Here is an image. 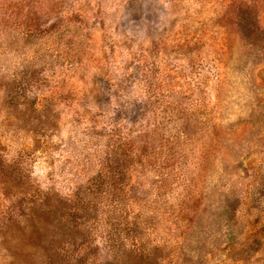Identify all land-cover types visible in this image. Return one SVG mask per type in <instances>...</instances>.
Returning <instances> with one entry per match:
<instances>
[{"label": "rangeland", "instance_id": "obj_1", "mask_svg": "<svg viewBox=\"0 0 264 264\" xmlns=\"http://www.w3.org/2000/svg\"><path fill=\"white\" fill-rule=\"evenodd\" d=\"M0 264H264V0H0Z\"/></svg>", "mask_w": 264, "mask_h": 264}]
</instances>
